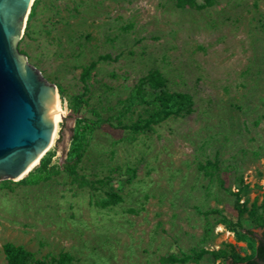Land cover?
Listing matches in <instances>:
<instances>
[{"label": "rangeland", "instance_id": "1", "mask_svg": "<svg viewBox=\"0 0 264 264\" xmlns=\"http://www.w3.org/2000/svg\"><path fill=\"white\" fill-rule=\"evenodd\" d=\"M31 11L16 46L56 84L64 113L45 154L55 174L33 185L0 181V264L7 242L46 264L63 253L71 264H161L201 249L253 254L264 226V0L203 9L175 0H37ZM153 71L194 106L134 132L125 125L151 108L125 100ZM94 111L105 122L77 166L89 182L81 186L64 164L78 121L97 119ZM111 192L123 200L99 206Z\"/></svg>", "mask_w": 264, "mask_h": 264}, {"label": "water", "instance_id": "2", "mask_svg": "<svg viewBox=\"0 0 264 264\" xmlns=\"http://www.w3.org/2000/svg\"><path fill=\"white\" fill-rule=\"evenodd\" d=\"M34 1L0 0V181L20 180L40 164L56 126L58 88L16 46Z\"/></svg>", "mask_w": 264, "mask_h": 264}, {"label": "trees", "instance_id": "3", "mask_svg": "<svg viewBox=\"0 0 264 264\" xmlns=\"http://www.w3.org/2000/svg\"><path fill=\"white\" fill-rule=\"evenodd\" d=\"M179 8L195 7L203 9L214 5L217 0H175ZM35 1L31 15L34 12ZM106 58V57H102ZM109 58V57H108ZM95 62L92 64V66ZM126 105L131 108L135 105H146L151 108L149 117L140 119L126 128H131L134 132L150 129L153 125L159 124L171 116L190 113L194 106V100L190 93L187 92H171L167 88V80L159 71H153L132 88L129 96L125 100ZM97 119L87 121L82 124L78 121V127L74 130L70 148L64 164V171L72 178L73 181L78 182L81 186L89 185L88 180L81 179L77 172V166L82 160L84 151L88 145V137L95 131V129L105 122L100 115L94 111ZM208 164H212L209 162ZM55 167L51 165V158L45 155L38 168L30 173L29 177L21 179V183L25 185L37 184L41 181L49 180L55 174ZM123 200L119 193L111 192L108 197L98 203L99 206L105 208L115 205ZM242 226L241 224L239 225ZM248 238H255L254 232L251 230L244 234ZM7 264H46L37 259L35 255L26 249L24 246L16 245L12 242H7L3 246ZM254 253L247 256H241L235 252L230 255H225L223 251H210L207 249L194 250L192 253L179 256L177 254H170L160 258L161 264H178L187 262H198L206 255H212L216 259L228 256L231 259V264H258L257 259L264 260V226L263 230L257 240V245L253 247ZM52 264H71L72 257L68 253L61 254L58 258L53 257Z\"/></svg>", "mask_w": 264, "mask_h": 264}, {"label": "bare ground", "instance_id": "4", "mask_svg": "<svg viewBox=\"0 0 264 264\" xmlns=\"http://www.w3.org/2000/svg\"><path fill=\"white\" fill-rule=\"evenodd\" d=\"M55 97H56V100H55V107H54L53 115H54V118H55L56 126H55V130H54V135H53L52 143L54 142L55 138L58 137L57 136V134H58V127H59V123H60V121H61V119L63 117V113H64V111H63V109L61 107V104H60L59 94L56 93L55 94ZM35 165H37V161L30 167V169L32 167H34Z\"/></svg>", "mask_w": 264, "mask_h": 264}]
</instances>
